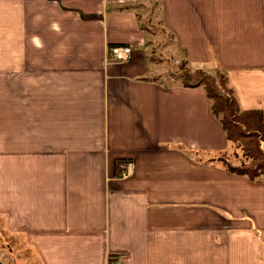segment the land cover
Segmentation results:
<instances>
[{"label":"crops","instance_id":"obj_1","mask_svg":"<svg viewBox=\"0 0 264 264\" xmlns=\"http://www.w3.org/2000/svg\"><path fill=\"white\" fill-rule=\"evenodd\" d=\"M151 5L160 51L264 115V0H0L4 231L42 264H264V176L213 161L238 152L203 87L156 74Z\"/></svg>","mask_w":264,"mask_h":264},{"label":"trees","instance_id":"obj_2","mask_svg":"<svg viewBox=\"0 0 264 264\" xmlns=\"http://www.w3.org/2000/svg\"><path fill=\"white\" fill-rule=\"evenodd\" d=\"M182 76L186 88L203 87L208 98L213 101L212 112L221 120L226 139L237 151H241L246 161L234 166L227 155L216 160L228 172L246 177L255 183L264 176V115L261 111H242L235 91L229 87L227 77L220 72L211 76L201 70L192 73L184 69ZM239 158L238 155H236ZM132 162L126 159L116 161V165ZM248 163V164H247ZM36 264H42L37 259Z\"/></svg>","mask_w":264,"mask_h":264},{"label":"rangeland","instance_id":"obj_3","mask_svg":"<svg viewBox=\"0 0 264 264\" xmlns=\"http://www.w3.org/2000/svg\"><path fill=\"white\" fill-rule=\"evenodd\" d=\"M154 9V5H151L150 8L141 12L145 16V18L143 19L148 20V22L144 21V25H148L149 28H154V30L158 29L157 32L162 37V39L156 40L155 42V44L159 43V45H155L153 41L150 42V44L152 45V51H149L150 59L156 61V66H159L161 68V70L156 74L164 75L167 78L178 79L183 83L182 76L185 73L184 69L188 70L187 65L184 61L177 63L176 59H174V56L170 53V51H160V48L164 43L168 44V41L170 40V34L166 32L162 25L158 24V22L154 20L153 15L155 12H157L156 9L154 12H152ZM166 36H168V38ZM149 39H151V37ZM235 150L236 149L233 147L234 152ZM237 152L239 158L236 159L234 158V156H232L229 159L231 164L234 166H240V161H246L243 153L241 151ZM36 263L37 260L35 253H33V251L27 247L24 239L22 237L17 238L6 234L3 224L0 221V264Z\"/></svg>","mask_w":264,"mask_h":264},{"label":"built area","instance_id":"obj_4","mask_svg":"<svg viewBox=\"0 0 264 264\" xmlns=\"http://www.w3.org/2000/svg\"><path fill=\"white\" fill-rule=\"evenodd\" d=\"M132 48L125 46H114L110 49V62L127 63L132 58ZM136 172L133 162H124L118 165V178L125 180L132 177ZM113 264H119L114 262Z\"/></svg>","mask_w":264,"mask_h":264}]
</instances>
